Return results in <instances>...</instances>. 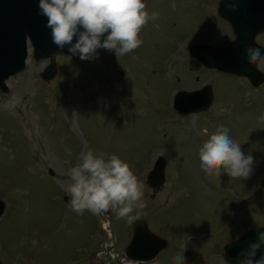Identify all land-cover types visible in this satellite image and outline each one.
<instances>
[{
	"label": "rangeland",
	"instance_id": "rangeland-1",
	"mask_svg": "<svg viewBox=\"0 0 264 264\" xmlns=\"http://www.w3.org/2000/svg\"><path fill=\"white\" fill-rule=\"evenodd\" d=\"M220 1L149 0L146 10L158 18L133 52L57 56L49 82L41 74L50 61L30 55L27 69L7 82L8 93L0 91L2 264H112L114 255L123 264L133 223L113 211L78 215L59 183L88 150L119 156L144 184L146 207L133 215L145 214L150 230L170 243L156 264H173L182 243L183 255L193 249L206 264H227L224 246L264 227V84L207 69L190 54L191 45L219 48L234 39L218 15ZM256 40L264 47V33ZM206 86L214 94L208 111L184 117L174 110L178 92ZM222 128L253 157L248 179L201 169L199 149ZM159 157L167 161L166 181L152 199L147 176Z\"/></svg>",
	"mask_w": 264,
	"mask_h": 264
},
{
	"label": "clouds",
	"instance_id": "clouds-1",
	"mask_svg": "<svg viewBox=\"0 0 264 264\" xmlns=\"http://www.w3.org/2000/svg\"><path fill=\"white\" fill-rule=\"evenodd\" d=\"M40 15L47 17L53 42L61 49L68 47L72 56L81 60L98 59L97 50L106 49L116 56L133 52L143 43L142 29L157 13L146 10L144 0H39ZM75 38V43H73ZM251 63L264 67V54L248 48ZM264 120V116L260 117ZM200 167L206 175L227 174L234 179H248L252 172L253 157L245 155L241 145L229 135V129H218L199 149ZM68 180L59 181L69 197L72 211L94 215L113 211L119 220L132 224L139 220L143 202L144 184L131 166L117 155L106 156L88 150L81 162L69 169ZM181 253L173 257V264H183ZM264 247V232L255 243L240 253L237 264H264V254L256 258Z\"/></svg>",
	"mask_w": 264,
	"mask_h": 264
},
{
	"label": "water",
	"instance_id": "water-1",
	"mask_svg": "<svg viewBox=\"0 0 264 264\" xmlns=\"http://www.w3.org/2000/svg\"><path fill=\"white\" fill-rule=\"evenodd\" d=\"M145 3L148 0H144ZM218 15L232 27L235 39L223 48L209 45H193L190 54L202 65L224 74L247 78L259 88L264 84V73L258 63H251L246 49H259L264 54V47L256 39L264 33V0H221ZM75 38L73 43H75ZM29 43L35 61L50 60V64L41 77L46 82L57 74V56L74 57L68 47L61 49L52 40L51 29L47 27V17L40 15L39 0H0V90L8 93L6 82L26 69L29 59ZM110 51L97 50L96 56H106ZM78 56V55H76ZM214 100L213 89L206 86L194 92L180 91L174 97L173 107L180 116L206 112ZM167 161L160 157L150 171L147 184L153 189L152 199L166 181ZM54 176V172H50ZM264 189V179L261 183ZM66 203H69L67 198ZM6 211V204L0 200V218ZM104 213L105 215H109ZM133 222V236L126 248V256L137 262L155 261L159 254L169 247V242L153 234L147 224L146 215ZM264 232L262 227H254L244 232L239 239L226 245L223 257L229 264H237L240 253L257 241L258 235ZM264 254L261 247L256 258ZM186 264H206L204 257L194 251L185 252ZM0 264L1 260H0Z\"/></svg>",
	"mask_w": 264,
	"mask_h": 264
}]
</instances>
